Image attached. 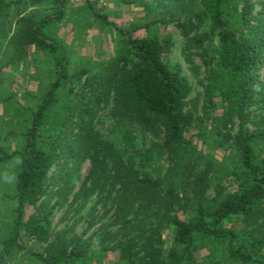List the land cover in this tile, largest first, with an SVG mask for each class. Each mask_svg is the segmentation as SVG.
I'll return each mask as SVG.
<instances>
[{
    "label": "trees",
    "instance_id": "16d2710c",
    "mask_svg": "<svg viewBox=\"0 0 264 264\" xmlns=\"http://www.w3.org/2000/svg\"><path fill=\"white\" fill-rule=\"evenodd\" d=\"M51 1L55 15L21 36L24 45L54 54V79L32 113L21 148L0 147V165L19 164L17 216L1 241L0 264L19 251L43 264H104L110 254H116L114 264H190L205 242H226L231 260L255 264L264 236L248 229L264 222V148H257L264 144V117L254 122L250 109L258 104L264 109V0H200V8H188L189 17L179 23L187 50L217 42L208 61V49L202 55L209 66L203 118L186 110L192 86L168 63L174 40L165 21L144 25L141 36L113 24L120 37L113 57L98 71L85 68L72 75L64 46L43 31L64 15L65 0ZM176 1L175 11H186L184 2ZM9 7V1L0 0V17ZM94 16L111 24L95 11ZM236 120L238 130L226 147L233 182L226 189L218 184L210 198L213 168L198 171L202 157L187 135L208 121L219 133ZM249 123L257 128L249 130ZM153 148L170 158L168 171L158 177ZM88 160L90 172L74 193ZM96 195L114 210L110 227H118L115 234L103 232L99 262L85 239L87 229L70 235L53 234L51 228L54 211L71 196L70 207L78 204L81 210ZM26 237L43 251L30 249Z\"/></svg>",
    "mask_w": 264,
    "mask_h": 264
},
{
    "label": "rangeland",
    "instance_id": "374dc122",
    "mask_svg": "<svg viewBox=\"0 0 264 264\" xmlns=\"http://www.w3.org/2000/svg\"><path fill=\"white\" fill-rule=\"evenodd\" d=\"M10 7L0 17V147L7 151H14L24 143V134L28 131L32 113L35 111L41 97L53 82V53L40 50L34 45H24L21 36L24 31L34 28L42 19L55 15L54 4L51 0L35 4L32 0H6ZM257 1V0H256ZM187 6L186 11H175L176 0H65L64 15L61 20H53L44 26V33L50 39L64 46L69 60L70 73L73 75L82 69L98 71L101 65L106 64L114 55V50L120 40L119 34L113 24L123 29L136 30L137 36L145 33L142 28L155 21H165V30L174 40V45L168 57L169 65L181 71L191 86L192 92L188 98L187 111L192 110L197 118H203L205 102V87L208 83L209 69L202 55L208 49L205 59L209 60V50L217 42H204L202 48L191 47L187 50L186 41L183 39L179 23L189 17L190 9H199L200 0H182ZM94 11L105 17L111 24L94 16ZM194 35V34H192ZM200 53V54H196ZM191 53V61L188 54ZM263 72V71H262ZM258 87V86H257ZM74 88L79 85L74 82ZM197 108L193 109V104ZM254 122L264 117L261 104L253 105L250 109ZM249 130L257 128L254 123L247 125ZM238 130V121L235 124L222 126L219 133L213 129L211 121L194 126L187 135L188 143H192L202 157L197 167L198 171L209 165L213 171L210 174L212 188L208 197H214L215 187L218 184L223 188H230L233 176L228 171L234 165L231 159L226 158L229 153L226 147L233 142V137ZM116 133V132H115ZM112 132V135L115 134ZM154 142H158L155 139ZM153 143L146 142L145 148L152 147ZM258 150H263L264 144H257ZM152 154L156 157L154 175H164L170 167L169 154L153 148ZM18 160H12L0 165V251L1 241L6 239L16 219L17 201L16 193ZM91 169L90 161H86L76 180L74 193L77 192L87 178ZM16 177L11 183L8 181ZM175 179V178H174ZM173 179L170 180V182ZM180 183V179H175ZM184 192L180 194L184 198ZM115 195V192L113 193ZM103 197V195H102ZM101 195H96L83 208L78 204L70 207L73 196L70 197L65 207L56 209L52 216V233L82 234L86 232L85 239L91 243L92 256L101 261L100 255L103 248V232L109 235L118 231L117 226L110 227L114 210L110 205L105 206L99 201ZM70 207V208H69ZM30 209L27 213H30ZM96 221L90 227L92 220ZM248 229L264 236V222ZM30 249L42 252L43 245L25 238ZM108 243H110L108 241ZM112 246L115 243H111ZM116 254H110L103 259L104 264H114L112 259ZM190 264H241L231 260L227 252V244L201 243L197 252L189 258ZM5 264H43L29 252H15ZM93 264L97 262L93 261ZM100 264V262H99ZM255 264H264V248L256 258Z\"/></svg>",
    "mask_w": 264,
    "mask_h": 264
},
{
    "label": "clouds",
    "instance_id": "9594fccd",
    "mask_svg": "<svg viewBox=\"0 0 264 264\" xmlns=\"http://www.w3.org/2000/svg\"><path fill=\"white\" fill-rule=\"evenodd\" d=\"M22 163V161H20ZM14 179H16V177H13L12 179H10L8 182L11 183Z\"/></svg>",
    "mask_w": 264,
    "mask_h": 264
}]
</instances>
